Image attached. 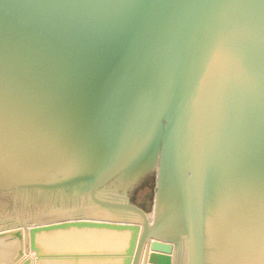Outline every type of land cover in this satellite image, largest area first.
I'll use <instances>...</instances> for the list:
<instances>
[{
  "label": "water",
  "instance_id": "obj_1",
  "mask_svg": "<svg viewBox=\"0 0 264 264\" xmlns=\"http://www.w3.org/2000/svg\"><path fill=\"white\" fill-rule=\"evenodd\" d=\"M0 128V264H264V0H0Z\"/></svg>",
  "mask_w": 264,
  "mask_h": 264
},
{
  "label": "bare ground",
  "instance_id": "obj_2",
  "mask_svg": "<svg viewBox=\"0 0 264 264\" xmlns=\"http://www.w3.org/2000/svg\"><path fill=\"white\" fill-rule=\"evenodd\" d=\"M58 211L56 212H49V213H46V215H49V216H52L54 214H57ZM60 214H62L63 212H59ZM122 215V214H121ZM44 216V215H43ZM113 216H119L117 215L116 213H113ZM47 217V216H45ZM97 217H104L106 218V216H97ZM153 217H154V223L156 221V228L157 230L159 228H161V230H163V234L164 233H168V232H173L175 234V236H177V240L179 241H182V233H180L181 231V221H179L178 219H175V218H172V217H167V216H161V215H155L153 214ZM114 218V217H113ZM148 250L150 251L149 247H148ZM28 257L30 258H33L31 257L30 252L27 253ZM33 254V253H31Z\"/></svg>",
  "mask_w": 264,
  "mask_h": 264
},
{
  "label": "rangeland",
  "instance_id": "obj_3",
  "mask_svg": "<svg viewBox=\"0 0 264 264\" xmlns=\"http://www.w3.org/2000/svg\"><path fill=\"white\" fill-rule=\"evenodd\" d=\"M150 215V213H147ZM101 215L98 211H95L94 216ZM105 216V215H101ZM108 217V216H106ZM114 217V218H113ZM109 216V219H117L120 218L118 216ZM49 218L52 217H45L42 215H37L33 217H28V218H9V217H0V232L5 231V230H11V229H16L21 226L22 223H30V224H35V223H42ZM100 218V217H99ZM104 218V217H103ZM31 257H33V254H29Z\"/></svg>",
  "mask_w": 264,
  "mask_h": 264
},
{
  "label": "snow or ice",
  "instance_id": "obj_4",
  "mask_svg": "<svg viewBox=\"0 0 264 264\" xmlns=\"http://www.w3.org/2000/svg\"><path fill=\"white\" fill-rule=\"evenodd\" d=\"M2 136H3V129L0 128V139H2ZM259 201H260L261 209L264 210V189H262L259 194Z\"/></svg>",
  "mask_w": 264,
  "mask_h": 264
}]
</instances>
